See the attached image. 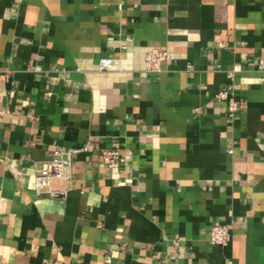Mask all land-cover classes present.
<instances>
[{
    "label": "crops",
    "instance_id": "crops-1",
    "mask_svg": "<svg viewBox=\"0 0 264 264\" xmlns=\"http://www.w3.org/2000/svg\"><path fill=\"white\" fill-rule=\"evenodd\" d=\"M260 59L264 0H0V264H264ZM88 140L37 194V164Z\"/></svg>",
    "mask_w": 264,
    "mask_h": 264
},
{
    "label": "built area",
    "instance_id": "built-area-1",
    "mask_svg": "<svg viewBox=\"0 0 264 264\" xmlns=\"http://www.w3.org/2000/svg\"><path fill=\"white\" fill-rule=\"evenodd\" d=\"M218 47H225L219 43ZM172 59L171 55L166 51L152 49L148 51L144 58V72L148 74H159L163 64ZM108 58H102L99 61V69L106 70L111 64ZM257 71L264 77V59H260L256 64ZM242 72L240 65H234L227 72V77L232 79L235 74ZM217 101L226 103L227 117L230 120H235L239 112V103L235 99L232 86L229 85L223 90L215 94ZM94 150V144L88 140L79 148L58 147L51 151L47 158L40 161L35 167L34 188L37 194H47L50 197L64 195V192L54 191L49 189L51 180L61 179L69 180L71 177V165L74 155L79 153H91ZM98 158L106 165H119L125 162L123 156L117 150L103 149L99 152ZM229 228L225 224H214L209 231V243L213 246H225L229 242Z\"/></svg>",
    "mask_w": 264,
    "mask_h": 264
}]
</instances>
